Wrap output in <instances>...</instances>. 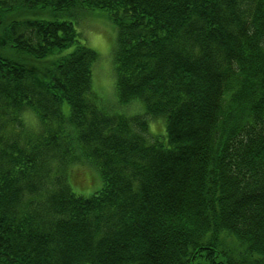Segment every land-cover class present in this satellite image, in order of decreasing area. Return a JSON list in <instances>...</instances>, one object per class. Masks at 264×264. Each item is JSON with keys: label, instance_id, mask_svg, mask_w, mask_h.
<instances>
[{"label": "trees", "instance_id": "1", "mask_svg": "<svg viewBox=\"0 0 264 264\" xmlns=\"http://www.w3.org/2000/svg\"><path fill=\"white\" fill-rule=\"evenodd\" d=\"M0 264H264V0H0Z\"/></svg>", "mask_w": 264, "mask_h": 264}, {"label": "rangeland", "instance_id": "2", "mask_svg": "<svg viewBox=\"0 0 264 264\" xmlns=\"http://www.w3.org/2000/svg\"><path fill=\"white\" fill-rule=\"evenodd\" d=\"M78 24L79 29L84 31L82 34L87 44L96 49L99 54L93 66L92 74V88L93 92L97 94L98 103L109 113L125 112L128 115L141 114L145 111L144 104L141 101L121 104L115 89L114 57L111 49L117 37L116 26L107 15L101 14L99 10L93 15L82 18ZM27 118L32 121L30 115H27ZM160 118L164 122V127H162L161 119L150 117V132L153 136L158 137V139H165V118ZM71 171L73 174L72 181L75 183V186H73L75 191L87 194L99 186L87 189V187L91 186V183L95 184L98 182V176L94 171H91V167L87 163L74 164Z\"/></svg>", "mask_w": 264, "mask_h": 264}]
</instances>
